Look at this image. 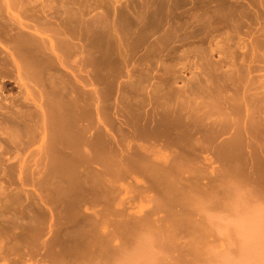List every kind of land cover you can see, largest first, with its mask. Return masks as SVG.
<instances>
[{
    "label": "rangeland",
    "instance_id": "obj_1",
    "mask_svg": "<svg viewBox=\"0 0 264 264\" xmlns=\"http://www.w3.org/2000/svg\"><path fill=\"white\" fill-rule=\"evenodd\" d=\"M14 1L16 2V0H13L12 4L11 0H0L1 22L5 23L4 19L5 17L7 18L6 15H9L8 8H12L14 12L22 14L26 18L25 21L30 25V29L24 28L23 30H27L29 32L28 34L31 35L38 34L35 36L40 37L39 41L44 37L45 39L43 38L40 42L45 40L44 42L46 43L49 41V45L51 41L56 43L57 35L54 36L55 34L60 33V31H66V29L71 31H69L70 33L67 31L69 33L67 36L72 41L71 44L74 42V46L78 47L73 54L77 53L81 58L77 54L76 56L72 54L66 61V68L62 67V71L68 73L63 76L66 82L69 83L68 85H72L70 88L74 87L73 83L78 87L83 82L86 84L84 87L86 93L87 90L88 93L92 91L99 92L95 94V97H98V99H91L92 102L90 100L86 101L85 111L88 116H86L87 120H85L84 124L87 127L90 124L88 137L90 136L93 140L99 137L95 145L97 144V147L102 149L104 153L103 157L108 158L110 162L104 167L93 162L94 164L92 165L80 166L78 169L70 163L66 164V166H70H68L69 170L67 169V174L70 175L72 181L69 183L68 178L65 179L66 181L62 180L61 188H63V185H66L64 187L69 190L70 188L75 189V191L79 189L77 191L78 194H74L80 197H75V200L72 197L73 199L69 198V200L78 201L82 199V201L79 200L81 204L79 203L78 207L77 203L79 201L77 203L75 202L74 204L76 205L74 206L71 201L66 199L67 197L65 198L66 201L63 200L64 198L60 199V202L57 200L58 197L54 195H56L57 190L62 189L58 188L60 186L58 183H56L58 187H56L55 183L53 184L54 186L52 185L53 182H56L54 179L57 180L58 177L54 178L52 176L53 172L49 166L48 149L46 150V143L41 138L43 135L40 132L45 125L42 121L44 117L41 111V108L45 105L43 87L40 83L36 84L37 81L32 80L33 78L29 79L32 76L25 77L24 70L19 75L18 68L9 54V50H11L10 46L13 45L12 37L9 40V36H12V31L14 36L16 30H11L5 24L0 23V38H2L0 42L4 40L0 43V52L2 51L0 53V65L3 64V66H0V211L8 216V218L10 217V219L19 217L21 224H23L22 230L19 229L20 233L14 235L15 237L9 234L0 236V264H264V155H259V153L261 154L264 151V129H262L264 113L261 112L262 114L256 115V117L248 120L249 122H253H248L250 126H247L260 127V132L252 127L254 134L248 130L240 133V136L243 134L246 136L242 142V139L236 133L234 134L232 128L225 129L226 122L221 121L222 124H220V119L224 120L228 115L225 112L231 111L230 108L222 105L220 100H215L219 104L217 105L215 103V107V104L212 105L213 109L208 106L212 111L215 110L212 117L214 118L216 116L215 120L218 122L214 124L217 125L208 121L209 119L207 117L208 122L205 121L207 122L205 124L204 120L206 119H204L205 117L202 113H205L209 109L204 110L205 106L202 107L201 105H207L205 102L209 97L205 93L203 94V91L200 92V89H196L199 86V83H197L198 75L196 76L199 70H197L194 64L197 61V57L192 53L189 59L186 57L183 58L182 50L187 46L184 48L180 46V49L178 48L176 49L177 51L174 50L175 52H171L173 56L171 58H168V55H166L167 58L165 55L162 58L160 57L162 60L157 57L160 61H156V59L152 61L154 58H150L152 62L148 63L146 61L148 57L144 55L142 57L145 50L139 47H136L137 50H135L134 45V50L131 48L132 50L130 49L129 51L130 56L124 57L126 55L123 52L119 53L120 55L123 54L122 56L125 60L123 61L122 58L118 59L119 63H121H118L116 69L120 73L116 78L113 79V75H107L109 79L106 78L107 76H101L105 77V79L98 78L100 76L97 77L98 80L101 79L100 81L103 79L102 82L95 80L97 78H94V75L90 72L94 68L92 67L94 65L88 63L90 51L88 52L87 50V46L90 49L87 43L92 44L97 38V35L91 36L90 34L92 29L89 26L92 23L91 18L94 22L97 17L103 15L102 17H105L107 24H111L110 26L107 25V27H113L119 23L118 14L121 11L131 12L129 14H133L136 11H144L147 5L145 1L148 3L150 0H79V2L77 0L75 2L70 0L73 1L70 3H68L69 0H57L58 2L60 1L59 3L56 0H17L16 6L14 5ZM50 1H53L52 3L57 2L53 4L54 7H51L53 11L50 9V6H52L49 3ZM91 1L93 4H91ZM80 2L81 7L85 4L84 7L86 8H83L84 10L87 9L86 11L82 8L79 11L80 6H77L80 5ZM66 3H68L67 5L71 3L74 5L76 3L78 9L75 10V5L73 6L72 4L64 6L66 7L64 9L63 4ZM88 3L90 7L96 4H99V7L92 6L90 8L91 10H89ZM48 4L51 5L48 6ZM43 5H46V8L42 7ZM32 6L35 10H33L34 8ZM70 6L71 8H69ZM55 7L56 9H54ZM67 7L69 10L73 9L70 10L68 15L65 14L66 12L64 13V11H67ZM29 8L30 10L32 8L31 13H29L30 10L28 11ZM61 8L64 10L62 11ZM40 9H43L42 12H45L40 13ZM115 9L117 15L113 13L115 11H112ZM88 10L90 13H88ZM25 11L28 13H25ZM75 11L77 12L75 13ZM47 12H50V14L47 15ZM36 13L42 14L43 16L40 15L41 17H39V14ZM80 13V19L85 18V16L86 19H81V22L79 18L78 20L74 19L76 20L75 24L72 18L68 22L69 26H66V24H64L65 26L63 25V23H67L66 21L70 19L69 17H73L75 14L79 15ZM64 16L68 19H65ZM115 16L118 17L116 18ZM94 17L96 18L94 19ZM38 18L40 22H44L49 18L50 22L47 20L49 22L47 24L50 26L46 24L48 28L41 26L40 22L37 23L35 21ZM43 22L42 24L44 25L46 21ZM82 24L85 27H81ZM39 26L42 28H39ZM35 29H38V32L34 31ZM86 30L89 31L86 33ZM2 32H7L10 35L8 36L7 34L6 36ZM50 33L54 34L53 38L49 36ZM2 35L3 37H1ZM89 36L96 38H93L92 41ZM5 40L9 41L6 42L8 46L4 43ZM129 40L130 42L127 43L132 44L131 41L133 39L131 40L129 38ZM135 42L136 40L134 44ZM127 43L125 42V46L128 48ZM203 45L206 46L207 43ZM138 49L141 51H138ZM86 54L88 57L86 56L87 60L85 58L84 63L82 57H85ZM140 55L141 59H144L145 62L140 59ZM118 57L120 56L118 55ZM214 57L213 59H217L218 55ZM7 61L8 63H6ZM11 64L16 68L14 69ZM4 65H8L9 68L12 67L13 70ZM150 67L152 69L149 70ZM143 68H146L148 72ZM140 69L146 71L145 76L148 74V77L143 76V79L139 82L141 84L137 82L140 85L139 88L136 84L138 86L137 89L140 91H137V89L133 91L136 88L135 83V87L132 86V89L127 86H130L128 85L130 81L132 83L133 79L139 77L137 75L133 78V75L138 73L142 74L139 72L141 71ZM149 71L152 72L150 76ZM131 72H134V74H131ZM76 73L77 75H75ZM252 75L253 78L251 75L249 77L245 75L248 79L243 76L242 80L243 78L245 80L240 81L242 86L239 87L240 89L243 88L242 93H248L245 97H249V100L253 98H260V101L264 100V70L257 71ZM21 76L23 80H21ZM110 78L113 80L111 79V81ZM19 80L31 84L35 83L37 87L35 86V89L31 91V98H27V91L23 85H19L21 84ZM78 82L80 83L79 85H77ZM254 84L257 85V88ZM161 85H164V87H161ZM195 85L198 86L195 88ZM244 85L249 86V88L247 86L248 91L245 90L246 92L244 91L246 89ZM159 86L161 87L160 90ZM232 87L235 89V86L232 85ZM232 87L231 89H224L221 94L224 95L222 97H230L231 94L233 97L238 89H235L236 92H234L235 90L233 89L232 91ZM127 88L129 92H127ZM130 90L134 93H132L134 99L130 95ZM229 90L232 92L230 93ZM135 91L138 92V95H136L137 92ZM239 91L241 92V90ZM186 93L188 96L185 95ZM126 94H128V99L125 98ZM244 94H236L235 96ZM202 96L207 100L205 101L203 99L204 101H202ZM129 99L132 101L137 99L133 103L134 106L130 104L132 101ZM209 99L213 98L210 97ZM261 103L262 105L260 104L259 106L262 108L260 110L263 111L264 104L263 102ZM243 108L245 107H240L239 110L244 111ZM21 111H28L27 116L33 112L34 118L30 116L31 123L34 122L32 127L36 126L33 128L35 132L38 130L40 134L36 132V135L33 137L25 132L22 133V128H20L22 125L20 126V124L12 120L11 122L10 120L7 121V118L11 117L9 114L15 112V116L22 113ZM16 112L19 113L16 114ZM191 114L194 115L192 116ZM195 115H198V117L202 116L203 121H199V118ZM218 116H220V119L217 118ZM147 117L149 120H147ZM229 117L233 120L237 116L232 113ZM237 118L239 119V116ZM259 120L263 123L261 122V124ZM195 121L201 122L202 124L198 125ZM237 121L241 123L240 119ZM31 123L29 121V124ZM68 123L73 125V122L69 121ZM208 123L210 125L206 126ZM240 123L239 125L241 126ZM13 124L19 125L20 131ZM42 124L44 125L42 126ZM37 125L42 130L37 129ZM213 125L214 127L212 128L211 126ZM95 131H99V133ZM256 131L258 133H255ZM259 133L260 137L258 136ZM248 134H251L252 138ZM92 135L93 137L95 135V138ZM254 137H259L260 139L253 140L255 139ZM251 139L255 143L254 145ZM232 141L234 144L231 143ZM256 147H259L261 150L258 149L259 151H256ZM249 154H252V156ZM136 156L140 159H136ZM131 158L133 160L132 162L130 161ZM134 159L136 160L134 161ZM122 160L125 164L122 163ZM119 162L121 165H126L129 162L127 165L130 167V170L127 165V167L124 165L121 166ZM133 162H136L137 165ZM71 163L73 164V162ZM133 165H136L135 168L132 167ZM148 168H151L149 170L150 173L153 171L152 175L148 172ZM106 169H110L109 176ZM111 169H115L118 172L119 176L117 177V181H115L116 178L112 175H117L115 174L116 171L113 170V173H111ZM119 169L121 172H119ZM101 170L106 174H101ZM84 171H88L87 173H90L92 176L94 175V177H90L96 179L93 180L89 177L92 181H87V183L89 182L88 184L94 182V185H96L97 183L96 187L93 184L89 185L88 190V187L86 188L87 185H85L83 188L85 192L87 191L86 194L83 193V188L78 186V181L75 183V179L78 180L77 177L82 174L83 177L88 176ZM47 172H50V174H46ZM78 173H81V175ZM120 173H123V175L121 176ZM102 175H105V178ZM50 177L54 180L53 182ZM118 178L120 179L118 180ZM48 179H50L49 182H47ZM111 181H114V183ZM53 187L54 189L51 190ZM72 189L70 191L74 192ZM49 190L54 191V194ZM16 192L19 193L16 194ZM47 193L50 195L48 199ZM42 196L46 199H43L45 201L42 200ZM51 197L54 199L52 200ZM84 197L87 198L84 199ZM62 200L65 203H62ZM33 204L35 205L33 207H35L36 212H34L35 210L32 207ZM97 213H100L102 217H98ZM69 215L73 217V220L68 219L70 217ZM32 217L38 220L32 223L33 225L36 224L37 228L31 225L30 218ZM61 223H65V225ZM67 224L69 229L67 228ZM31 228L33 230L30 232L29 229ZM61 228L63 231H60ZM54 233L55 235L57 234L56 238ZM147 242L148 245L145 246ZM144 250L146 251L143 252ZM147 251L150 252L148 253ZM146 253L148 254L146 255ZM137 256L138 258L136 259ZM140 256L142 258L144 257V262H142L143 259L141 260Z\"/></svg>",
    "mask_w": 264,
    "mask_h": 264
},
{
    "label": "bare ground",
    "instance_id": "obj_2",
    "mask_svg": "<svg viewBox=\"0 0 264 264\" xmlns=\"http://www.w3.org/2000/svg\"><path fill=\"white\" fill-rule=\"evenodd\" d=\"M11 1H12V4H13V0H11ZM73 1L75 2V0H73ZM73 1H70L69 0L68 3L73 2ZM52 2L51 1L49 2V3L52 4V6H50L51 4H48V6H50V9L51 10L53 9L51 7H54L53 4L55 3V2L54 3H52ZM77 2H79V0H77ZM68 3L63 4V8L64 9L66 8L64 6H69V5L72 4L71 3V4L67 5ZM145 3L147 5H146V9L144 11H136L133 14H129L131 12L127 13L124 10L121 11L120 13L118 12L119 13L118 14V16H119V23L118 24H115L113 27H107V25H109V24H107V21H106L105 17H102L103 16L102 14H101L102 16H99V17L96 16L97 19H95L96 17H94V19H95L94 22L92 21V18H91V22L92 23L89 21V23H91V25L89 24V26H91L90 28H92L90 34H91V36L97 35V38L96 37H93V38H96L97 40L95 39L96 41L94 40V42H92L93 41V38L91 36H89L91 38V40H92L91 41L92 44L91 43H87V44H89V47H90V49H89L88 46H87L88 52L90 51V53H89L90 54V57L87 56L88 52H86L87 54L85 55V57L84 56L82 57V60L85 63V58L87 60V57H88V59H89L88 60L89 61L88 63L89 64L92 63L94 65V66H92L94 68L92 69V71H90L91 74L94 75L93 77L94 78H97L98 76H100L98 78L105 79V77H101V76H107V75H110L111 76V75H113L112 76L113 79L116 78L117 75H119V73H120V72L117 71L118 69H116V67H118V63H119L118 59L119 58H122L123 61L125 60V58H123V56H122L123 54L120 55L119 53H122L123 52L124 55H126L124 57L130 56L129 51H130L131 48L134 50V48H133L134 45H135V50H137L136 47H139L140 49L143 48L145 50L144 51V54H142V53L141 54H142V57H143V55L145 57H148L147 60H146L148 63L149 62H152V61H155V59H156V61H160V60H162V59H160V57L162 58L164 55H165L166 58H167L166 55H168V58L169 57L171 58V57H173L171 52H173L174 50L178 49L180 46L181 47L183 46V48L185 46H187L186 48H184L182 50V53H183L182 55H184L183 58L186 57V58L189 59V57H190V55L192 53H194L195 56L197 57V61L194 64H195L197 70H199L198 72L196 71L197 72L196 76L198 75L197 83H199V86L198 85H195V88L198 86L199 88L197 87L196 89H200V92L203 91V94L205 93V95H207L209 98L210 97L213 98V99H209L207 96H205L206 98H208V100H209L208 101L207 99H205L202 96L203 97L202 98V101H204V100L206 101L207 100L205 102V103H207V105L204 104V105H201V106L202 107L205 106L204 110L205 109H209L208 106H210L213 109V106L212 105H214L216 103L215 100L216 101L217 100H220L221 102L220 101L219 102L222 105H225L226 108H230L231 109L230 112H225L226 115L228 114L226 116V119L221 120L220 119V116L221 115L218 116L217 118L220 119V121H219L220 124H222V122H226L225 123L226 124L225 129L228 130L229 127L232 128L233 131H234V134L236 133L242 139L241 140V142H242L243 141V138L244 137L246 138V136L243 134L244 136L242 135L243 136L242 137V136H240L241 135L240 133H244V131H246V130L251 131L253 133V131H254L253 128H256V127H253V126L249 127L250 126L249 123H252L253 121H250L249 122L248 120L251 119V118H253V117H256V115H260V114L264 113L263 112L264 111V108H263V111H261L262 108H261V106H259L260 104L262 105L261 102H263V104H264V100H261L260 101V98L259 99L258 98H255V99L253 98V99H250L249 100L248 99L249 97H245V95L248 94L246 91H248L247 89L249 88V86L248 85H244L245 88H246V89H244V91L246 90L245 91L246 94L242 93V91H243L242 89L243 88L240 89V87H239V86H242L241 82L243 80H245L244 78L242 80V77L243 76L246 75V76L249 77L251 75L252 78H253V75H252L253 73H255L257 71L264 70V0H150V1H148V3L145 1ZM21 4H23V3H21ZM91 4H93L92 1H91ZM9 5H11V4H9ZM14 5L15 6L17 5V0L14 3ZM32 5H34V4L32 3ZM74 5L73 6L75 7V10L78 9L77 7H79V6H80L79 11H80L81 8L83 10H84V8H86V7H84L85 4H84V6L82 4V6L84 8L81 7V2H80V5H78L77 7H76V3ZM141 5H142V3H141ZM20 6H22V5H20ZM45 6L43 5L42 7H45ZM95 6H98L99 7V4H96L93 7H95ZM9 7H11V6H9ZM74 7H73V9H74ZM88 7H89V10H91L90 9L91 8L90 7V4H89ZM140 7H142V6H140ZM32 8H34V7L32 6ZM32 8H31V10H32ZM45 8H44V10H45ZM63 8H61L62 11L64 10ZM69 8H71V6ZM8 9H9L8 10L9 11L8 12L9 15H6L7 18L4 16L5 17V19H4L5 21L3 20L5 23H3L1 21H0V23L1 24L2 23L5 24L11 30H16L14 36H13V31H12V36H9L10 34L7 33V32L6 33L2 32L4 34H6V36L8 34L9 40H10L11 37H12V40H13L12 41V44L13 45L10 46L11 50H9V54L12 57L14 63L16 64V66L18 68V71L20 73L19 75H21L22 70H24L25 77L28 78L29 76H32L29 79H32L33 78L32 80L37 81L36 84L37 83H40V85H42V87H43L42 90L44 91V95L46 96V97L44 96V103H45V105H44V107L41 108L42 115L44 117V120H42V121H43V123L45 125L42 124V126L44 125L43 130H42V128H39L40 126H38V125H37L38 126L37 129L39 128V130H42V131H40L41 134L43 135L41 138L46 143L45 144L46 150L48 149V158H49V162H50L49 166L51 168V171L53 172V173L51 172L53 174L52 176L54 178H57L58 177L57 180L54 179L56 182H53L54 180L50 177V179L53 182L52 185L55 183L56 187H58L57 184H56V183H58L60 185L58 188L62 189V190H59V191L57 190V193L55 191V193H56L57 196L56 195H54V196L55 197H58V199L57 198L56 199L59 202H60V199H63L64 198L63 200H65L66 197H67L66 198L67 200H69V198H72V197L74 198V199L73 198L72 199L75 200V197L76 198L80 197V196L77 195L78 194L77 191L79 189L77 191H75V189L70 188V190L72 189V191H74V192H71L69 189H67L66 187H64L66 185H63V188L64 189L66 188L65 190L63 188H61V186H62L61 185V181L62 180L66 181L65 179L68 178L69 179L68 181H70L69 183H71V181H72L70 175L67 174L70 166L69 165L66 166V164H69L70 163L72 166L74 165L73 167H75V168L77 167V169H78V167H80V166H83V167L86 166V165L89 166V165H92L94 163H97L98 165L104 167V166H107V164H109V162H110V160H108V158L106 159L105 157H103L104 156V153H103L102 149L98 148L97 147V144L95 145V143H96V141H97V139L99 137L96 138V139H94V140L91 139L90 136L88 137V132L90 131L89 130L90 129L89 128V125L90 124L88 125V127H87V125L84 124L85 123V120H87L86 119L87 118L86 116H88V115H86L87 112L85 111L86 110V108H85L86 107V101L87 100L88 101L90 100V102H92L91 99L93 100L94 98H96L95 97V94H97L99 92L92 91L93 92L92 93L90 91L91 93H88V90H87V93H88L87 94L86 93V89L84 88L86 86V84L82 82V84L79 85L81 83V81H80V83L78 82V84H77V85H79L78 87L75 86L74 83H73V86L74 87L73 88H70L72 85L70 84V86H69L68 85L69 83L66 82V79L63 76L64 74H68V73L62 71V67L66 68L65 66L67 65L66 64L67 59H69L71 57V55L76 51V48H78V47H75L74 46V42H73V44H71L72 41H70L69 37L67 36V34H69L71 32L70 30H69L70 31L69 32L66 29V31H60V33H57V34H55V32H53V30H52V32L55 35L53 33H50V35L49 34L48 35L50 37L52 36V38H53V35L54 36L57 35V40L55 41L56 43H54V42L51 41L50 42V45H49L48 44L49 41L46 42V43L44 42L45 40L42 41V42H40L41 40H43L44 37L39 41V38L40 37H36L35 36V35H38V34L31 35V34H28L29 32L27 30H25L27 32H25L23 30L24 28H29L30 27V25H28L29 23H27L25 21L26 18H24L22 14L14 12L12 10V8H8ZM54 9H56V7ZM73 9H70V10H73ZM0 10H1V8H0ZM29 10H30V8L28 9V11ZM31 10L29 11V13H31ZM33 10H35V8ZM40 10H41L40 13H44L46 11L45 10V11L42 12L43 9H40ZM66 10L67 11H64V13L66 12L65 14L68 15L69 12H70V10L68 9V7H67ZM83 10H82V13H83ZM86 10L87 9H85L84 11H86ZM136 10H137V8H136ZM112 11H115L113 13H116V15H117L116 9L115 10H112ZM118 11H120V10H118ZM76 12L77 11H75V13ZM0 13H1V11H0ZM25 13H28V12L25 11ZM88 13H90V11ZM36 14H39V13H36ZM48 14H50V12H47V15ZM70 14H72V13H70ZM34 15H35V13H34ZM40 15H42V14H39V17H41ZM113 15H115V14H113ZM51 17H53V16L51 15ZM80 17H81V13L79 15L78 14L77 15L75 14L73 17H69L70 19L67 20V21L65 19H68V18L65 17V19L64 18L63 19L67 23H63V25L66 24V26H69L68 25V22H70V20L72 18H73L72 20H74V19H77L78 20V18H79V21H80L82 19V18L80 19ZM107 17H109V16H107ZM116 18H115V20H116ZM30 19H32V18H30ZM45 19H47V18H45ZM45 19H43V20H45ZM63 19H62V21H64ZM83 19H86V16ZM38 20H39V18L37 20H35V21H37V23H38V22H40ZM47 20H49V18ZM47 20H45L46 23H44L45 21L44 22L42 21L44 23V25L42 24V22H40L41 23V26H44V27L46 25L47 26H50V25L47 24V23L50 22V20H49V22H47ZM74 21H75V24H76V20H74ZM33 22H34V20H33ZM77 23H79V22H77ZM41 26H39V28H42ZM47 26L45 28H48ZM81 27H85V26H83V24H82ZM49 28H51V27H49ZM90 28H88V29H90ZM0 29H1V27H0ZM11 30H9V31H11ZM64 30H65V28H64ZM34 31L38 32V29H35ZM54 31H56V30H54ZM88 31L89 30H86V33ZM69 36H71V35H69ZM1 37H3V35ZM131 37H133V38H131ZM129 38L131 40L133 39L131 41L132 44L127 43V42H130ZM0 39L2 40V38H0ZM7 40H5V42H4L6 44V46H8L6 42H9ZM135 40H136V42L134 44V41ZM3 41H1V42H3ZM125 42L127 43L126 45H128V48L125 46ZM204 43H207V45L204 46L203 45ZM9 44H11V43H9ZM123 46L125 47V49H123L124 48ZM140 49H138V51ZM143 49H142V51H143ZM132 52H131V54H132ZM80 53H82V52H80ZM76 54H73V56L74 55L76 56ZM170 54H171V56H169ZM77 55H79V54H77ZM118 55L120 57L117 58ZM216 55H218L217 59H213V58H215L214 56H216ZM157 57H159L158 59H160V60H158ZM80 58H81V56H80ZM150 58H154V59H152V61H150L151 60ZM140 59H141V55H140ZM82 60H80V61H82ZM8 61H9V59H8ZM8 61L6 63H8ZM80 61H79V63H80ZM142 61H144V59ZM142 61H141V63H142ZM163 61H164V58H163ZM84 63H83V65L85 66ZM162 63H164V62H162ZM8 65H4V66L8 67ZM12 65L13 64H11V66ZM144 65H145V63H144ZM0 66H3V64H1ZM12 67L14 69L16 68L14 66H12ZM12 67L11 68L8 67V68L13 70ZM146 67H147V65H146ZM143 69L144 70H147L146 68H143ZM150 69H152V67H150L149 70ZM188 69H189V67H188ZM144 70L139 71L142 74L138 73L136 75H133L134 76L133 78H135L137 75H139V77L138 78L136 77V79H133L132 80V83L130 81L129 84H128L130 86H127V87H130V89H132L131 87L134 86V83H135L136 88L133 89V91L136 90L138 88V86L140 88V85H138V83L141 81V79H143V76L146 75L145 73L148 72V70H147V72L144 71ZM153 70H151V71H153ZM151 71H149L150 72L149 73V76L152 74ZM82 72H84V71H82ZM137 72H138V70H137ZM80 74H82V73H80ZM131 74H134V72L133 73L131 72ZM75 75H77V73ZM95 75H96V77H95ZM22 76L20 78H22ZM25 77L23 76V78H25ZM131 77H132V75H131ZM145 77L147 78L148 77V74ZM23 78L21 80H23ZM98 78L95 79V80H98ZM106 78H108V76ZM67 79H68V77H67ZM103 79H102V81H103ZM111 79L112 78H110V80ZM246 79H248V78L246 77ZM100 80H98V81H100ZM102 81H100V82H102ZM20 82H21V84H19V85L20 86L23 85L25 87L26 91H27V98L28 99L31 98V96H32V92L31 91L33 89H35V86H36L35 83L31 84V83L26 82V81H20ZM139 84H141V83H139ZM243 84H245V83L243 82ZM232 85L235 86V89H238L237 92H240L239 90H241V92L240 93H237L236 90L232 87ZM249 85H250V83H249ZM254 85H256V84H254ZM236 86H238V87L236 88ZM247 86H248V88H247ZM261 86H262V84H261ZM161 87H164V85L163 86L161 85ZM161 87L159 86V90H160ZM231 87H232V91L234 89L235 90L234 92H236V93H234L233 97H232V94H231L230 97H222V96H224V95H221L223 93L222 91L224 89H231ZM154 88H156V86H154ZM256 88H257V85H256ZM189 89H190V87H189ZM189 89H188V91H190ZM191 89H193V88H191ZM75 90H77V91H75ZM138 90L139 89H137V91ZM137 91H135V92H137ZM229 91H230V93L232 92L231 90H229ZM260 91H262V90H260ZM127 92H129V89H128ZM153 92H154V89H153ZM249 92H250V90H249ZM251 92H252V90H251ZM132 93L133 92L131 91V94H130L131 97H132ZM123 94H124V92H123ZM128 94H126V97H125L126 99H128L127 98ZM236 94H244V95H240V96L237 95V96H235ZM136 95H138V92H137ZM185 95H187V93ZM212 96H214V97H212ZM254 96H256V95H254ZM260 96H261V94H260ZM96 99H98V97ZM131 99H129V100L132 101ZM263 99H264V97H263ZM135 100H137V99H135ZM135 100L132 101V102L129 101L130 104H132L134 106L133 103H135ZM138 100H140V99H138ZM97 102H98V100H97ZM184 102H186V101H184ZM138 103H137V105H138ZM216 104L218 105L219 103H216ZM216 104L214 105V107L216 106ZM219 106L221 107V105H219ZM243 106L245 107V108H243L244 111H241V109L239 110V108L240 107L242 108ZM99 110H100V108H99ZM28 111H25V112L24 111H21L22 113H20L19 115L17 114L19 112H16L17 115H15V116H14L15 112L14 113H11L12 115L9 114L11 117L7 118L8 120L7 119L6 120L7 121L10 120V122L12 120V121H15L16 123L20 124V126L22 125V127H20V128H22L21 129L22 130V133L25 132L26 134H29V135H31V136L34 137V135H36L35 133L37 132V134H38L39 132H38L37 129H36L37 131L35 132V129L34 128L36 126H33L34 128L32 127V124L34 122L31 123L30 116H32V117L34 116L33 115V112L31 114H29V116H27V114H28L27 112ZM214 111H212L211 109H209L205 113H202V114H204L203 115L205 117L204 119H206V117H207V119H209L208 121H211L213 124L216 123V122H218L217 120H215V117L216 116L214 118L212 117V115H214L213 114ZM201 112H199V113H201ZM232 113L235 116H237V117L239 116V119L241 120V123L237 121V120H239L237 117H235V119L233 118V120L229 117V115H231ZM196 114H197V112H196ZM191 115L193 116L194 114H191ZM223 116L225 118V115L224 114H223ZM263 116H264V114H263ZM196 117H198V115ZM33 118H32V120H33ZM198 118H199V121L200 120L203 121V117L202 116L201 117L199 116ZM28 119H30L29 121H30L31 124H29V121H26ZM207 119L204 120V122L207 121ZM213 119H214L215 122L212 121ZM147 120H149L148 117H147ZM69 121L70 122H73V125H70L68 123ZM143 121H144V119H143ZM26 122H28V123H26ZM207 122H205V124ZM211 122H209V123H211ZM261 122L262 121H260V123ZM88 123H90V122L88 121ZM197 123H198V125L199 124H202L201 122H196V124ZM209 123L206 126L210 125ZM239 123L241 124V126L239 125ZM196 124H194V125H196ZM214 125H217V124H214ZM214 125L211 126V127L213 128ZM247 125H249V126H247ZM16 126L15 127L17 128V130L20 131L19 125H16ZM256 126H257V124H256ZM262 127H263L262 129H264V123H263V126ZM259 128L257 127L256 129H257V131L260 132ZM215 130H216V128H215ZM222 130H224V129H222ZM248 131H247V133H248ZM257 131L255 133H258ZM95 132L99 133V131H95ZM215 133L217 134V132H215ZM263 133H264V130H263ZM234 134H232V135H234ZM245 134H246V132H245ZM237 135H236V137H237ZM259 135H260V133L258 134V136ZM249 136H251V134ZM254 136H256V135H254ZM92 137H93V135H92ZM259 137H254L255 139H253V140H257V138H259ZM93 138H95V135H94ZM237 138H234V139H237ZM251 138H252V136H251ZM251 142H252L253 145L255 144L252 141V139H251ZM231 143H233V141ZM245 144H246V142H245ZM232 146L234 147V145H232ZM237 146H238V144H237ZM259 146H260V144H259ZM250 148H251V146H250ZM252 148H254V147L252 146ZM258 149L261 150L259 147L258 148L256 147V151H259ZM254 151H255V149H254ZM249 155L252 156V154H249ZM259 155H264V151L261 154L259 153ZM136 157H134V158H136ZM136 159H138V157ZM136 159H134V161ZM130 161L131 162L133 161L132 158L130 159ZM71 162H73V164ZM139 162H141V161H139ZM122 163H124V161ZM127 163L129 164V162H127ZM127 163H126V165H127ZM133 163L136 164V162H133ZM143 164H144V162H143ZM120 165H121V163H120ZM123 165H121V166H123ZM126 165H124V166H126ZM135 166L133 165L132 167L135 168ZM109 167H106V168H109ZM124 169H125V167H124ZM143 169H145V168H143ZM150 169L148 168V172H149ZM79 170H81V169H79ZM113 170L116 171L115 169H113ZM113 170L111 169V173H113L112 172ZM129 170H130V167H129ZM76 172H78V171H76ZM87 172L88 171H86L85 173H87ZM106 172H107V174L110 173V169H108ZM116 172H115V174H117V175L112 174L113 177L116 178V179L114 178L115 181H117V177L119 176L118 175V172L117 173ZM119 172H121V170ZM151 172L153 173V171H151ZM48 173L50 174V172H47L46 174H48ZM100 173L101 174H104L105 172L103 170H101ZM149 173H147V174L149 175ZM152 173H150V174L152 175ZM78 174L81 175V173H78ZM87 174H88V176L86 175L84 177H83V174L81 175L82 177L78 175L79 176V177H77L78 180L75 179V183H76V181H78L79 184L78 183L77 184H78L79 187H82L83 188L85 185H87L86 186V188H87L89 185H92V184L94 185V182L92 184H88L89 182L87 183V181H90L91 180L90 178L94 177V175L92 176V175H90V173H87ZM112 175H111V178H112ZM122 175H123V173L121 174V176ZM90 176H92V177H90ZM102 176H103V178H105V175H102ZM108 176H109V174H108ZM50 179H48L47 182H49ZM87 179H89V180H87ZM119 179L120 178H118V180ZM93 180H96V179H93ZM59 181H60V183H59ZM153 181H155V180L153 179ZM155 182L157 183V181H155ZM112 183H114V181ZM94 186L96 187L97 186V183ZM69 187H70V185H69ZM89 187L87 188V190L89 189ZM1 189L2 190H5L3 188H1ZM52 189H54V187L51 188V190ZM51 190H49V191H51ZM82 191H84L83 193H85V194L87 192V191L85 192V189L84 188L82 189ZM51 192H53V194H54V191H51ZM70 192H71V194H70ZM97 192H98V190H97ZM18 193L16 192V194H18ZM74 193H77L76 194L77 196ZM47 194H48V197L46 196ZM47 194L45 195V197H47V199H48V198H50L49 197L50 195H49V193H47ZM28 195H29V193H28ZM43 196H42V200L45 199ZM163 196H166V195H163ZM98 197H99V195H98ZM86 198L84 197V199H86ZM51 199H52V197H51ZM72 199H70L69 201H71V203H73L74 206L76 205V204H74L75 202L77 203L79 200L82 201V199H79V200L77 199L78 201H72ZM45 200H43V201H45ZM63 200H62V203L63 202L65 203L66 200L65 201H63ZM81 201H79L77 203L78 204V207H79V203L81 204ZM33 206H35V205L33 204L32 207ZM52 207H54V206H52ZM33 209L35 210V207H33ZM8 211H9V209H8ZM33 211H32V213L34 214V212H36V210L34 212ZM12 214H14V213H12ZM30 214H31V212H30ZM33 214H31V215H33ZM97 214H98V217H102L100 213H97ZM36 216H38V215H36ZM47 216H48V214H47ZM65 216H67V215H65ZM80 216H81V214H80ZM28 217H30V216H28ZM70 217L68 219H70V220L72 219L73 220V217L72 216H70ZM93 217H95V216H93ZM98 217H97V219H98ZM37 219H38V217H37ZM104 219L106 220V218H104ZM107 219H108V217H107ZM36 221H38V220H36L35 217L30 218L31 225H33L32 223H35ZM81 222H83V221H81ZM83 223H85V222H83ZM83 223H81V224H83ZM61 224L62 225L63 224L65 225V223H61ZM68 224H69V222H68ZM68 224H67V226H68ZM22 225L23 224H21L19 217L18 218L15 217L14 219H10V217L8 218V216L4 215L2 213V211H0V236L1 235L3 236V234H9V235H13L14 236V235L20 233V230L19 229L22 228ZM33 226H36V224L33 225ZM60 226H59V228H60ZM33 228H35V227H33ZM33 228L29 229L30 232H31V230H33ZM36 228H37V226H36ZM36 228L34 230H36ZM67 228L69 229V226ZM61 230H62V228L60 229V231ZM57 231L60 232L59 230H57ZM82 231H84V230H82ZM38 232H39V230H38ZM55 233H54V235H55ZM56 235H55V238H56ZM58 235L60 236V234H58ZM36 236H37V234H36ZM38 237H39V235H38ZM61 239H62V237H61ZM54 240H56V239H54ZM148 242L146 243V245L145 244L144 245L147 246L148 245ZM143 243H145V242H143ZM147 248H149V247H147ZM51 249H52V247H51ZM149 250H150V248H149ZM145 251L146 250H144L143 252H145ZM147 252L149 253L150 251H147ZM148 253H146V255ZM140 255H141V253H140ZM137 258H138V256L136 257V259ZM142 259H143L142 262H144V257L143 258L141 257V260ZM145 261H146V259H145Z\"/></svg>",
    "mask_w": 264,
    "mask_h": 264
}]
</instances>
